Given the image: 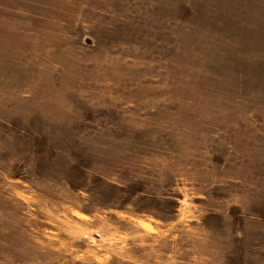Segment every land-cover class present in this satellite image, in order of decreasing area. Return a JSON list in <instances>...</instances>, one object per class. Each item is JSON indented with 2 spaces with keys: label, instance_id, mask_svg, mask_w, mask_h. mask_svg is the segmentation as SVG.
Instances as JSON below:
<instances>
[{
  "label": "rangeland",
  "instance_id": "374dc122",
  "mask_svg": "<svg viewBox=\"0 0 264 264\" xmlns=\"http://www.w3.org/2000/svg\"><path fill=\"white\" fill-rule=\"evenodd\" d=\"M0 264H264V0H0Z\"/></svg>",
  "mask_w": 264,
  "mask_h": 264
},
{
  "label": "water",
  "instance_id": "95a60500",
  "mask_svg": "<svg viewBox=\"0 0 264 264\" xmlns=\"http://www.w3.org/2000/svg\"><path fill=\"white\" fill-rule=\"evenodd\" d=\"M87 43H88V44H90V42H89V41H88Z\"/></svg>",
  "mask_w": 264,
  "mask_h": 264
}]
</instances>
